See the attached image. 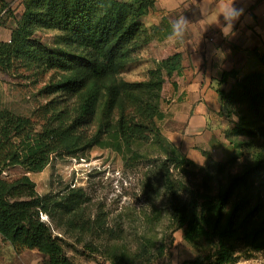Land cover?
Returning <instances> with one entry per match:
<instances>
[{"label": "trees", "instance_id": "obj_1", "mask_svg": "<svg viewBox=\"0 0 264 264\" xmlns=\"http://www.w3.org/2000/svg\"><path fill=\"white\" fill-rule=\"evenodd\" d=\"M24 3L39 11L28 28L0 42V70L42 67L58 73V80L43 90L50 101L33 117L0 110V237L39 252L45 264H75L67 247L111 264H155L180 231L187 244L206 246L184 264H236L264 252V72L223 74L224 82L235 79L230 90L218 92L223 111L240 108L238 122L225 132L236 153L216 161L204 152L205 165L198 166L162 135L159 104L145 102L141 86L123 78L136 63L141 20L156 11V0ZM9 7L0 0V26ZM38 26L59 32L53 45L33 38ZM182 62L175 54L163 64L169 76H180ZM155 147L161 154L146 173V189L151 198L158 192L165 199L159 207L151 201L145 217L148 227L165 228L161 239L144 234L132 245L84 188L68 185L41 196L29 177L55 158L86 160L95 148L124 157L128 166L149 161ZM15 168L23 175L6 178Z\"/></svg>", "mask_w": 264, "mask_h": 264}, {"label": "rangeland", "instance_id": "obj_2", "mask_svg": "<svg viewBox=\"0 0 264 264\" xmlns=\"http://www.w3.org/2000/svg\"><path fill=\"white\" fill-rule=\"evenodd\" d=\"M10 7L4 17V25L0 26V42L8 43L12 32L18 27L28 28L33 20V14L39 9H28L24 0H6ZM142 31L137 38L135 48L136 63L132 69L123 75L130 83L141 86L139 95L145 102H157L164 114L159 123L162 135L172 143L171 136L175 132H182L184 121L179 119L182 109L181 96L184 80L182 76H169L164 62L175 54L183 56L182 75L189 67H185V57L190 54V32H184L182 39L172 35V30L164 22L163 14L156 7L149 16L141 20ZM59 35L55 30H44L37 27L33 38L42 45L51 46L55 37ZM187 62V61H186ZM190 64V63H189ZM19 65V64H18ZM58 80V73L34 68L27 72L25 69L5 73L0 70V110H8L16 115L33 117L38 108L46 105L50 98L43 90ZM239 107L224 110L227 118L228 131L238 122ZM173 144V143H172ZM236 152L232 149L224 159ZM161 150L155 147L150 151V160H140L127 166L124 157L110 151L95 148L86 160L55 158L51 164L39 174H29L35 182L39 195L62 190L64 187L84 188L94 206L104 208L109 214L110 225L117 229L123 228L124 237L128 243L134 245L136 237L150 235L162 238L165 228L159 223L148 227L145 217L151 213V205L164 204V197L159 193L154 198L149 196L146 189V173L160 157ZM214 159V158H213ZM222 159V160H224ZM218 161L217 159H214ZM243 160V159H242ZM21 169H10L5 173L8 179H15L23 175ZM158 191V190H157ZM163 206V205H162ZM138 239V238H137ZM203 244L192 246L183 239V233L173 235V243L169 246L168 255L155 264H184L194 260L205 252ZM67 255L75 264H111L105 258L87 257L75 253L70 247L66 248ZM0 264H45L44 257L37 251L21 250L0 237ZM236 264H264V252L244 255Z\"/></svg>", "mask_w": 264, "mask_h": 264}, {"label": "crops", "instance_id": "obj_3", "mask_svg": "<svg viewBox=\"0 0 264 264\" xmlns=\"http://www.w3.org/2000/svg\"><path fill=\"white\" fill-rule=\"evenodd\" d=\"M156 2L171 30L180 16L190 21V54L185 57L189 69L181 74L184 100L179 116L185 127L173 133L171 141L198 166L205 165L204 152L223 161L233 148L225 137L229 122L222 114L218 92L230 90L235 83L232 77L224 82V73L236 71L241 78L252 71L264 72V0H236L235 6L244 12L227 37L223 17L215 8L199 10V0Z\"/></svg>", "mask_w": 264, "mask_h": 264}, {"label": "clouds", "instance_id": "obj_4", "mask_svg": "<svg viewBox=\"0 0 264 264\" xmlns=\"http://www.w3.org/2000/svg\"><path fill=\"white\" fill-rule=\"evenodd\" d=\"M236 0H209L205 4V0H199V10L204 8L205 10L215 8L218 17L222 16L224 19V27L222 29L224 35L227 37L232 34L234 23L239 20L243 15V8H237L235 6ZM190 21L184 16H180L172 25V35L177 39H182L184 32L186 31Z\"/></svg>", "mask_w": 264, "mask_h": 264}, {"label": "built area", "instance_id": "obj_5", "mask_svg": "<svg viewBox=\"0 0 264 264\" xmlns=\"http://www.w3.org/2000/svg\"><path fill=\"white\" fill-rule=\"evenodd\" d=\"M42 218H43V220H47V218H46V217H44V216H43Z\"/></svg>", "mask_w": 264, "mask_h": 264}]
</instances>
